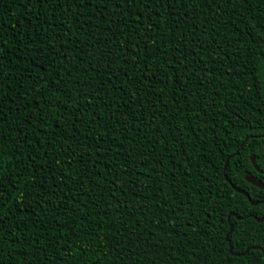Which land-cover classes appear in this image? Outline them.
<instances>
[{"label":"trees","instance_id":"1","mask_svg":"<svg viewBox=\"0 0 264 264\" xmlns=\"http://www.w3.org/2000/svg\"><path fill=\"white\" fill-rule=\"evenodd\" d=\"M247 175L264 0H0V264H264Z\"/></svg>","mask_w":264,"mask_h":264},{"label":"water","instance_id":"2","mask_svg":"<svg viewBox=\"0 0 264 264\" xmlns=\"http://www.w3.org/2000/svg\"><path fill=\"white\" fill-rule=\"evenodd\" d=\"M247 139H248V138H247ZM247 139H246V140H247ZM238 153H239V150H238L236 153H234L232 156L228 157V159L226 160V164H225V168H224L225 173H226V170H227V167H228V164H229L230 159H231L232 157L236 156ZM251 160H252V162H253L254 167H255L257 170H259V167H258L257 164H256V161H255V157H254V156L251 157ZM225 177H226V179H228L227 176H226V174H225ZM246 180H247L249 183L253 184L254 186L259 187V188H261V189H264V183H263L261 180L257 179L256 177H254V176H252V175H247V176H246ZM232 187L236 189V187H235L233 184H232ZM238 191H239L240 193L246 195V196L248 197V199L251 201V199H250V195H249L248 192H246L245 190H238ZM251 203H252L253 205H257V204H258L257 202H251ZM234 216H236L238 219H242V217L238 216L237 214H234ZM230 217H231V215L229 216V219H230ZM258 221H259V222L264 221V213H263V216H262L261 218H258ZM233 228H234V226L231 225V227H230V231H229V233L227 234V237H226V239H227V241H228L229 243H230V234H231V232L233 231ZM259 248H260V246H253V247H249V248H247V250H246L245 252H243V253H236V252L233 251V247L230 246V253L233 254V255H236V256H244V255H246L251 249H259ZM263 253H264V251H263Z\"/></svg>","mask_w":264,"mask_h":264}]
</instances>
